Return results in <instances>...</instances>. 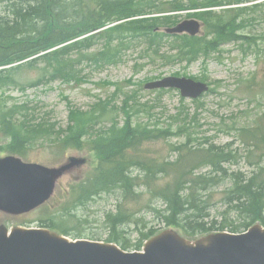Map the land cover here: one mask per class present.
<instances>
[{"label":"trees","instance_id":"16d2710c","mask_svg":"<svg viewBox=\"0 0 264 264\" xmlns=\"http://www.w3.org/2000/svg\"><path fill=\"white\" fill-rule=\"evenodd\" d=\"M249 2L0 0V91L23 90L22 73L30 70L36 72L33 85L54 81L80 83L87 79L83 74L85 66L118 65L126 52L137 45H144L143 53L153 61L185 65L220 56L224 52L222 47L231 43H238L244 51L253 49L257 37L249 28L259 15H264V1ZM257 12L259 15H255ZM183 14L203 21L207 31L190 36L162 30L177 24ZM137 93L127 91L121 106H111L99 98L88 109L71 107L69 122L60 130L45 122L30 126L18 116L22 106L0 110V130L9 138L7 148L20 154H25L40 137L55 142L62 151L93 152V172L78 186H72L64 209L86 205L111 193L122 195L123 201L116 211L105 215V225L106 240L117 241L124 249H140L143 236L147 235L146 240L157 233L154 227L147 234L141 230V239L131 246L127 231L119 227L133 223L135 229L140 228L136 213L123 203L141 193L148 197L147 206L154 219L191 238L212 231L242 232L257 222L264 225V134L260 132L263 126L240 128L250 140L244 142L246 147L251 144L252 149L250 156H243L233 150V142L194 143L190 130L194 129L200 107L196 106L193 115L183 107L176 117L188 139L174 145L175 158L159 162L145 153L144 143L167 138L174 133L173 127L161 128L137 120L143 106L135 99ZM117 112L124 115L123 121L117 118ZM243 157L248 158L252 170L229 168L239 164ZM216 194L220 195L224 209L213 214ZM73 216L62 214L58 220L51 218L42 225L68 234Z\"/></svg>","mask_w":264,"mask_h":264},{"label":"rangeland","instance_id":"374dc122","mask_svg":"<svg viewBox=\"0 0 264 264\" xmlns=\"http://www.w3.org/2000/svg\"><path fill=\"white\" fill-rule=\"evenodd\" d=\"M250 1L252 3L254 0ZM263 1L258 0L257 3ZM259 16L256 23L249 28L251 34L257 37V44L253 49L244 51L238 43H231L222 47L224 52L220 56L216 54L208 60L200 59L190 65H185V63H166L162 60L153 61V58L143 53L144 45H137L126 52L124 61L118 65L106 68L85 66L83 74L87 79L71 84L54 81L46 85H33L36 72L30 70L22 73L23 90L0 91V110L8 111L15 106H22L18 116L24 118L30 126L35 127L40 122H45L55 125L56 130H60L61 127L65 128L69 122L71 107L88 109L98 102L99 98L108 101L110 105L114 103L121 106L127 91L134 90L138 92L135 97L138 105H143L142 110L136 116L137 120L155 124L161 128L171 125L173 127L174 133L167 138L144 143L145 153L149 157L159 162L175 158L176 155L172 150L174 145H180L188 139L185 128L178 125L180 122L176 117L177 112L184 107L193 115L196 106L200 107L197 122L194 129L190 130L194 143L200 144L212 140L218 145H225L233 142L232 148L237 154L243 153V156L247 154L250 156L251 144L246 147L244 143L249 138L245 131H240V128L252 129L257 125H262L263 129L260 132L264 134V15ZM186 18L191 17L183 14L179 21ZM202 24L204 33L207 30L204 29L203 21ZM166 76L206 79L211 85V91L202 95L195 103L189 98H183L179 90L166 89L160 92L145 89L146 83ZM181 99L185 101L182 103ZM117 118L123 121L124 115L117 112ZM8 142L9 138L0 130V157L15 155L25 162L59 166L66 159L67 154H76L75 156L84 157L86 162L83 167L63 176L56 185L55 196L37 209L18 216L0 211V225L4 224L8 228L16 225L36 226L40 225L42 218L47 221L52 216L60 218L62 214L71 213L74 215L70 218L69 224L72 235L81 234L82 237L94 239L106 238L108 228L105 225V215L109 211H116L117 206L123 201L122 195L111 193L86 205L78 204L68 210L60 208L61 203L63 204L62 197L69 195L63 194L66 189H69L84 174L93 171L94 162L93 164L91 162L93 155L85 152L87 149L62 151L63 148L57 147L55 142L40 137L28 147L26 155H20L7 149ZM229 168L248 172L252 170L246 157H243L239 164L229 165ZM221 189L222 187H219L217 190L220 192ZM137 192L141 191L137 189ZM148 201V197L141 193L134 200H127L123 203V206L127 207L130 212L136 213L139 219L140 228L137 231L133 228V223L119 225L123 227L121 230L132 232V234H127L131 246L141 239L142 235L139 233L141 230L147 234L151 227H154L156 231L167 228L159 220L154 219L147 206ZM215 202L216 207L213 214H216L217 210L224 209L219 194H216ZM154 203L158 205L155 201ZM146 237L147 235L143 236V240Z\"/></svg>","mask_w":264,"mask_h":264},{"label":"water","instance_id":"95a60500","mask_svg":"<svg viewBox=\"0 0 264 264\" xmlns=\"http://www.w3.org/2000/svg\"><path fill=\"white\" fill-rule=\"evenodd\" d=\"M169 34L200 35L202 23L187 18L164 28ZM148 90L178 89L196 99L209 90L206 82L166 76L145 84ZM86 162L70 156L59 166L24 162L13 155L0 157V210L21 214L48 200L58 181ZM144 252L123 250L118 244L86 238L73 239L49 228L0 226V264H264V225L247 231L211 232L189 239L167 228L150 238Z\"/></svg>","mask_w":264,"mask_h":264},{"label":"bare ground","instance_id":"6f19581e","mask_svg":"<svg viewBox=\"0 0 264 264\" xmlns=\"http://www.w3.org/2000/svg\"><path fill=\"white\" fill-rule=\"evenodd\" d=\"M174 25H176V24H174ZM174 25H170V26H166V27H164V28H167V27H171V26H174ZM202 26H203V24H202ZM163 28V29H164ZM202 96H200L199 98H197V99H200Z\"/></svg>","mask_w":264,"mask_h":264}]
</instances>
